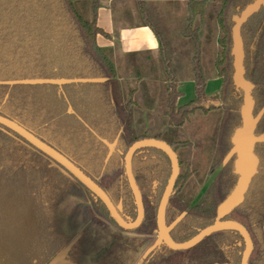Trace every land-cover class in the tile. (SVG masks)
<instances>
[{
    "label": "trees",
    "instance_id": "trees-1",
    "mask_svg": "<svg viewBox=\"0 0 264 264\" xmlns=\"http://www.w3.org/2000/svg\"><path fill=\"white\" fill-rule=\"evenodd\" d=\"M253 1L215 0L209 5L208 13L206 0L187 2L192 18L201 20L207 13L209 24L213 21L219 31L216 54L208 62L222 82L217 100L224 116L216 146L219 158L210 174L225 162L203 199L189 210L176 200L190 174L186 172L177 178L166 208V226L176 243L186 242L213 225L218 207L236 185L231 137L240 127L242 92L236 90L232 80V18L239 16ZM154 5L137 3L141 21L159 42L167 92L163 115L169 126L182 127L196 111L214 109L205 96L209 78L202 55L207 50L202 46L199 30L187 27L183 37L191 48L183 55L192 54L195 99L177 107L181 94L175 82L176 68L172 67L161 35L152 24L156 12L144 8ZM98 7V0H0V116L17 123L65 156L106 193L123 220L132 222L136 207L125 176L124 155L133 143L148 138L145 135L123 137L130 135L134 102L130 99L125 106H120L113 99L116 71L96 44V37L102 33L96 24ZM240 34L244 78L254 87L251 94L253 116L257 118L255 135L264 136V6L248 18ZM213 42V35L206 34L205 47ZM56 81L68 83L58 86L52 83ZM115 127L122 134L119 140L123 138V144L118 146L122 149L116 148L115 155L108 156L109 143L106 140L107 146L105 142L103 145L102 138L112 135ZM168 145L175 153L189 146L186 142ZM254 153L259 160L257 174L242 204L221 220L235 221L246 229L253 244L248 264H264V143L256 144ZM132 173L142 197L144 218L137 229L124 231L111 220L102 202L71 175L0 126V264H49L75 238L78 240L65 260L79 245L75 251L85 257L89 250L94 251L100 232L91 240L86 239L87 230L82 228L86 222L76 221L84 214L98 215L123 232H157L156 213L170 177V162L159 150L141 149L132 158ZM85 197L88 203L84 202ZM68 198L78 205L76 209L75 204L74 212H52ZM171 208L186 213L170 226ZM93 251L100 259L103 252ZM243 251L241 236L224 231L206 237L185 251H172L161 244L145 264H240ZM75 256L70 260L77 263Z\"/></svg>",
    "mask_w": 264,
    "mask_h": 264
},
{
    "label": "rangeland",
    "instance_id": "rangeland-1",
    "mask_svg": "<svg viewBox=\"0 0 264 264\" xmlns=\"http://www.w3.org/2000/svg\"><path fill=\"white\" fill-rule=\"evenodd\" d=\"M214 1L215 0H206L207 13L209 5ZM144 8H151L156 12L157 17L153 20L152 24L161 35L163 47L170 58L172 67L176 68L175 82L177 84L178 92L182 95L177 101V105H185L195 98L194 86L188 82L192 81L193 77L191 63L192 54L188 57L183 55L185 51L190 50L191 44L183 37V34L189 26L192 30H199V38L202 42V46L207 50V52L202 55V61L204 63V68L208 73V78L212 79L217 76L215 70L208 61L209 58H214L216 54V39L219 36V31L215 28V23L213 21L209 24L207 13L201 20L198 17L192 18L187 4L154 5L144 6ZM134 9L136 13L138 12L139 14L138 6L136 8L135 4ZM190 18H192L191 24L189 23ZM137 21L141 23L139 16ZM208 33L213 35L214 42L211 46L205 47L204 37ZM117 60L118 61L115 63L111 61L116 71V78L112 85L113 99L118 105L125 106L130 99L132 101L133 99H135V101L139 100L138 97L135 98L132 96L133 94H130V91L134 90V88L136 89V78L132 75L133 72H135V69L132 68L130 64L124 66V64H126L124 62L125 60L120 59L119 57ZM161 66H163V64ZM178 82L180 83L178 84ZM209 83L211 84L210 87L214 84L220 91L222 82L219 81L214 83L210 80ZM151 89L154 90L155 88H148V90ZM158 90L159 92L161 90L164 91L165 96H167V92L165 91L166 85L161 86ZM208 96L213 97L211 101L215 105L214 109L206 112L196 111L189 116L188 120L182 127L177 128L169 126L168 119L163 115L162 111L165 109V100L163 98L160 100L158 111L150 114L134 110L133 105L131 106L130 135H123L124 139L126 136L129 138H135L140 135H145L149 139L159 138L160 141L166 144H170L171 142H186L189 144V146L185 148H179L176 152L178 160L181 163L179 167V175L183 176L186 172L190 174L186 183L177 195L176 202H181L188 208V210L197 205V203L203 199V196L211 187L221 166L225 162V160L222 161L213 173L210 174V170L217 164L219 158L216 146L220 136V127L224 111L220 108V103L217 100L218 91H214ZM139 104L143 105L140 102ZM136 105H138V102ZM207 107L209 108L208 104L206 105V108ZM114 129L115 132H113L112 135H109L107 138H102L105 139L103 145L104 142L105 144L107 141V143H109L108 146L106 144L108 147V156L115 155L116 148L122 149L118 147L123 144V138H121V141L119 140V137L122 134L118 133L119 128L117 129L115 127ZM115 174L116 173H113V175ZM109 177L111 178L112 176ZM214 199L217 200V197ZM66 202L67 205L64 204ZM84 202L88 203L89 200L85 197ZM75 204L76 203L73 200L68 198L65 201L63 200L60 205H56L52 212L60 214L61 212L72 213L74 212L73 209H75ZM77 206L78 205L76 204V209L78 208ZM188 210L186 209V211ZM184 213L186 212H182L181 209L179 212L178 209L171 208V212H169L168 215L170 226L171 224L174 225L180 221ZM76 221L82 224L83 222H86V224H83L82 228L87 230L85 237L88 241L91 240L97 232H100L99 238L96 236L98 239L94 242V251H92H103L105 248L107 251L105 254L103 252L97 264H104V262L105 264H145L147 260H149L150 255L155 253V251L161 246L160 239L155 230H150L145 233L123 232L115 228L112 224L106 221V219L93 213L89 216L88 214H84ZM90 222L95 223L90 224ZM96 225L99 227H96ZM66 233L67 230L64 229L63 235L65 236ZM77 234L78 232H75V235ZM85 241L81 243V246H83L82 244L85 243ZM78 247L74 249L73 254L69 256L68 260L77 255L78 252L75 250ZM89 251L90 252H88V255L85 257H82L81 254L75 256L77 259V263L75 264H87L88 258L92 257L94 254L91 250ZM66 261L67 260H65V264H67ZM91 264L94 263L92 262Z\"/></svg>",
    "mask_w": 264,
    "mask_h": 264
},
{
    "label": "water",
    "instance_id": "water-1",
    "mask_svg": "<svg viewBox=\"0 0 264 264\" xmlns=\"http://www.w3.org/2000/svg\"><path fill=\"white\" fill-rule=\"evenodd\" d=\"M262 6H264V0H254L253 3L248 5L240 13L239 16H234L232 18L234 23L231 30V55L233 57L232 80L236 90L242 92L240 127L234 131L231 137L232 152L235 155L233 172L237 176L236 185L229 196L218 207L217 221L213 225L199 231L197 235L186 242H174L166 226V208L168 201L173 194L176 180L179 177L180 167L176 153L168 144L157 139H143L133 143L124 155L125 176L136 207L135 220L132 222H126L118 214L116 208L106 193L65 156L44 142L40 141L33 134L25 130L17 123L2 116H0V126L15 133L31 147L42 153L44 156L60 166L69 175H71L81 186L87 189L102 202L111 220L124 231H133L137 229L141 225L144 218L142 197L132 173V158L136 152L145 148H152L161 151L168 158L171 167L170 177L163 191L156 213V230L161 244L172 251H185L193 248L212 234L224 231L236 232L241 236L244 243V251L241 256L240 264H248L249 257L253 250V244L248 232L241 224L231 220L223 221L221 218L230 214L235 208L242 204L248 187L253 177L257 174L258 170L259 160L254 153L255 145L258 143H264L263 135H255L257 118L253 116L254 100L251 94L254 87L244 78V51L240 34L242 25L248 20L250 16L258 12ZM52 83L61 86L68 82L56 81ZM77 240L78 238H75L73 241H71L66 246V248H64V250H62L49 264H65V259L68 255V252Z\"/></svg>",
    "mask_w": 264,
    "mask_h": 264
},
{
    "label": "crops",
    "instance_id": "crops-1",
    "mask_svg": "<svg viewBox=\"0 0 264 264\" xmlns=\"http://www.w3.org/2000/svg\"><path fill=\"white\" fill-rule=\"evenodd\" d=\"M75 1L82 2L88 0ZM188 1L189 0H98L99 7L96 14V24L102 33L96 37V44L112 62L115 63L118 61L117 59L119 57L125 60L124 62L126 64H124V66L130 64V66L135 69L132 75L136 78V89L134 88V90H132V96L135 98L138 97L139 100L135 101V99H133L134 110L150 114L158 111L159 103L162 98L165 100V104L167 100L164 91L161 90L159 92L158 90V88L166 84L164 66L160 64L162 62L158 39L149 27L145 26L142 21L141 23L138 22L139 20L137 21L138 16L140 19V14H138V12L136 13L134 4L137 8L138 2L152 3L155 5H185ZM210 80L215 83L221 82V79L215 77L208 79L206 82L205 96L209 100L208 104L211 103L214 105L211 101L213 97H209L208 95L214 91H218L219 94V88L215 87L214 84L210 87ZM188 82L193 84V81ZM179 83L180 82H178V84ZM149 87L155 89L148 90ZM181 96L182 95H180V97ZM137 102L138 105H136ZM139 102L143 105L139 104ZM177 107L179 106L177 105Z\"/></svg>",
    "mask_w": 264,
    "mask_h": 264
},
{
    "label": "flooded vegetation",
    "instance_id": "flooded-vegetation-1",
    "mask_svg": "<svg viewBox=\"0 0 264 264\" xmlns=\"http://www.w3.org/2000/svg\"><path fill=\"white\" fill-rule=\"evenodd\" d=\"M178 158V157H177ZM179 161V160H178ZM180 166V165H179ZM107 251V249L105 248L104 249V251H102V252H104V254H105V252ZM102 252H100V254L102 253ZM99 256V255H98ZM98 256H96V255H93L92 257H89L88 258V261H87V264H91L92 262L94 263V264H97V262H98V260H99V257ZM67 262V264H75V262L74 261H70V260H67L66 261ZM104 264H105V262H104Z\"/></svg>",
    "mask_w": 264,
    "mask_h": 264
}]
</instances>
